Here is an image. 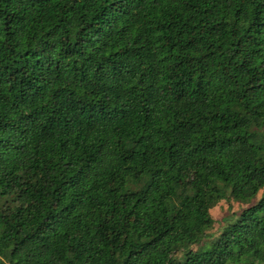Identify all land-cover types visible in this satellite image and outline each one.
Instances as JSON below:
<instances>
[{"label":"trees","instance_id":"obj_1","mask_svg":"<svg viewBox=\"0 0 264 264\" xmlns=\"http://www.w3.org/2000/svg\"><path fill=\"white\" fill-rule=\"evenodd\" d=\"M0 264H264V0H0Z\"/></svg>","mask_w":264,"mask_h":264},{"label":"rangeland","instance_id":"obj_2","mask_svg":"<svg viewBox=\"0 0 264 264\" xmlns=\"http://www.w3.org/2000/svg\"><path fill=\"white\" fill-rule=\"evenodd\" d=\"M242 206L243 205L232 200L220 201L210 210V215L214 219V224L209 232H215L219 228L222 217L229 215L231 212L238 211Z\"/></svg>","mask_w":264,"mask_h":264}]
</instances>
